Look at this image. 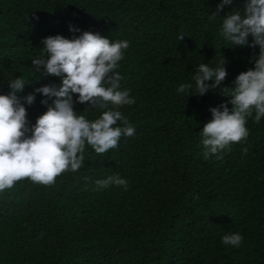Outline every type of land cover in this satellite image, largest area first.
Segmentation results:
<instances>
[{
  "label": "trees",
  "instance_id": "trees-1",
  "mask_svg": "<svg viewBox=\"0 0 264 264\" xmlns=\"http://www.w3.org/2000/svg\"><path fill=\"white\" fill-rule=\"evenodd\" d=\"M220 2L0 0V94L19 76L30 83L21 97L59 86L58 77L32 69V59L44 55L43 39L92 31L129 41L115 71L120 89L136 101L116 109L135 127L117 148L97 155L86 145L84 166L54 185L25 179L0 192V264H264V118L257 124L253 113L247 140L223 150L222 160L205 159L201 144L210 109L230 100L222 89L254 68L259 52L220 34L223 16L243 13L246 0H233L210 20ZM70 24L80 31H69ZM181 31L186 36L179 41ZM222 55L225 81L195 95L196 67H215ZM181 83L193 88L178 93ZM42 99L36 93L35 102L25 104L31 124L47 110ZM76 100L74 94V111L87 119L102 114ZM113 174L128 181L127 190L97 188L95 180ZM229 233L243 236L240 247L221 242Z\"/></svg>",
  "mask_w": 264,
  "mask_h": 264
},
{
  "label": "clouds",
  "instance_id": "clouds-1",
  "mask_svg": "<svg viewBox=\"0 0 264 264\" xmlns=\"http://www.w3.org/2000/svg\"><path fill=\"white\" fill-rule=\"evenodd\" d=\"M232 3L233 0H221L209 19L214 20L225 5ZM69 31L80 30L70 24ZM220 34L235 47L259 48L258 55L252 58L254 68L239 73L231 89H222L230 100L210 109L211 119L200 132L204 158L215 155L222 160L223 150L247 140L248 118L255 113L257 124L264 118V0H246L243 13L235 10L223 16ZM185 36L181 31L177 39ZM42 43L44 55L32 59V69L40 77H58L61 83L41 86L21 97L19 93L30 83L19 76L8 81L9 93L0 94V192L25 179L44 186L54 185L61 174L76 172L84 166L86 145L102 155L117 148L122 136L135 134V127L116 110L136 103L130 90L120 89L122 76L115 71L130 46L129 41H110L98 32L83 31L71 39L60 34L48 36ZM226 64L223 55L215 67L199 64L192 77L195 95L203 96L220 87L228 75ZM192 88V83H181L177 92L188 93ZM36 93L44 97L40 103L47 110L31 124L25 104L32 105ZM74 94L77 103L102 109L99 118L89 120L74 111ZM241 152L246 155L248 148H242ZM94 183L97 188L116 185L127 190L128 187V181L119 174ZM243 239L240 233H229L221 242L240 247Z\"/></svg>",
  "mask_w": 264,
  "mask_h": 264
}]
</instances>
